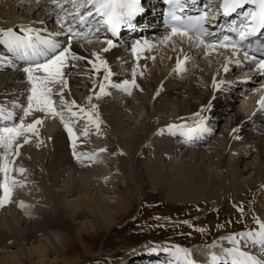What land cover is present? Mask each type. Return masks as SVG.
<instances>
[{
    "label": "bare ground",
    "instance_id": "1",
    "mask_svg": "<svg viewBox=\"0 0 264 264\" xmlns=\"http://www.w3.org/2000/svg\"><path fill=\"white\" fill-rule=\"evenodd\" d=\"M85 1H88V0H85ZM0 2H3L4 5H6V7L8 8L7 9L8 14L6 15H10V16H5L4 15L5 13H3L4 11L0 13V28L13 27L14 30H17V26L22 25L23 23H28V22L31 23L33 21H36L38 23L40 21H43L42 24L44 23L49 24L51 22V18L49 16V13L47 12L49 10H52V7L55 5L53 3V0H0ZM67 5H70V4L67 3ZM90 7H94V5ZM3 9L0 6V11ZM18 9H23L24 11L26 10L23 13V15H21V17L19 18L17 17V15H14L11 12L12 10L13 12L15 10L17 11ZM96 14H97L96 12H93V14H91L93 15V19L95 17L96 19H98ZM100 22H101V19H99L97 23H100ZM162 37H163L162 35H150L149 39H151L152 41L151 44L152 43L155 44L153 45L155 49H158L161 45H164L166 47L173 45L174 48L177 49L175 53H169L167 58L164 60V64L167 65V67H171L170 74H172L173 76L167 74L166 71L158 69L157 67L152 70L151 69L153 68L151 67L152 65L147 64L148 62L146 60L145 61L147 63L145 64V66L142 65L145 62L142 64L137 63V65H135L134 64L135 61H128L127 59L132 54H128L126 51L120 49L119 46H117L115 43H114V46L106 52L100 51L101 48L106 47L104 41L103 42H91V43L72 42V49L76 51L79 55L88 57L89 59H91V53L93 51L98 52L101 57L107 60L109 69L111 70L113 74L110 79L116 80V82L126 79L125 78L126 76L125 77H123L122 75H121L122 77L119 76L118 67H124L125 70H128V74L132 76L133 67L135 66L136 68L135 79L137 81H141V83L145 81L144 85L146 88H142V90L144 89V92H145L146 90L149 89V87H151L150 88L151 90L149 89V93H147L148 91H146L145 94L143 93L142 94L143 97L142 95L137 94L135 88L132 90V94L130 96L124 93L123 99L124 98L125 100L129 99V100H126V102L129 101V104L135 101L138 104L142 105L143 107L147 108L146 103H144L145 101L144 99H146L147 101H150L154 104L153 107L157 111L159 109L171 111L173 115H176L174 117L175 119L180 116L188 117L191 112H194L197 110L202 112L200 114L201 115L200 117H206L205 116L206 113L207 114L211 113L212 114L211 117L207 116V119L204 121V123L207 125L210 131H201L202 134L200 135H202L203 137H207V136L212 137L216 134L215 131L218 130L217 134L221 135L222 141H220V148L217 147V153H223L224 143L228 145L226 147L230 146L229 144H231L230 141L232 138L231 135L237 132L241 133L242 134L240 136L241 140L239 141L236 140L238 142H234L231 145L232 149L229 148V150L231 151L235 150L234 158H236V162L233 165L232 164L229 165L228 160L231 157H226L227 158L226 162H222L223 165L221 164V166L219 167L222 170V173L221 174L215 173L214 168L216 167L214 165L211 166L209 164L208 165L203 164L202 162L204 157L206 156L205 155L206 152L204 153V151L202 150L200 151V150H196L193 148H182L184 144L178 148L179 143H175V140L172 135H169L167 132L166 134L168 135H166L165 137L162 136L163 133L162 134L160 133V135L157 134V129H159L158 126L160 125L166 126L167 124H169L168 122H166V120L173 119L172 117L167 118L163 116L151 115L147 123L143 127L141 128L135 127L134 129H132L133 133H131L130 135L124 134L123 133L124 129H126L127 126L125 124L124 126L122 122L126 121L128 118L126 117V114H124L123 111H126V109L128 108L129 110L132 107L134 108V105H131V104L128 105V102L126 104L124 103L125 105H127V108L124 107L123 110L116 109L119 112L118 119L117 117L110 115L109 117L110 124L109 123L107 124H109V126L112 127V131L114 130L116 132L115 134L116 144L108 143L107 148L106 147L105 148L111 149V150H114V148L118 149V144H120V145L125 146L127 151H129L131 154H134L137 151L142 150V145L146 142L145 133H149L151 131L153 132V134L156 133V137H157L156 138L157 144H154V152H153V154L158 155V160L156 162L151 163L148 159L146 160H143L142 158L139 159L138 155H135L134 157H130L129 155H123L124 157L119 159V161H121L122 163L121 166L124 169L123 174L126 179H128L127 178L128 166L132 167L133 169L132 172H134V175L136 176V182L141 191L142 189L143 190L146 189V181L144 177L146 176V174L151 175V173L149 172L150 171L149 169L150 168L153 169V166H154L155 169L152 170V172L154 171L153 174L159 175V179L161 180L160 182L162 183L160 186V191H161V194L165 196L167 199H170L173 201H176V200L183 201V200H188L189 197H191L190 194L200 193L203 196L197 200L204 199L205 206L209 205V203L210 204L213 203V201L215 200H220L221 196H222L221 198H225L227 200L231 198V195L233 193L237 194L236 197H239L241 199H244L245 197L246 198L248 197L250 199V197L248 196L249 191H251L254 188V186L256 185L255 182L259 180L256 179L254 182H252L253 180L248 179L249 175L243 176L244 170L246 169H248V171L255 170L253 175L256 174V172L258 175H261V176L264 174V172H262L264 171V169L260 167L264 165V162L263 164L259 163L260 159L262 157L264 158V110H262L260 106L255 107L256 106L255 104L257 103V100L259 99L260 95L264 94V88L261 87L262 85H264V76H257V73L254 72L252 76H250L251 75L250 74L247 77H245V79L242 78V80L239 81L240 83L238 85L240 87H242V85L253 84L251 87L248 88L250 90V93L248 94V97L246 100L242 99V97H239L238 95L234 96L233 94L229 93L231 92L230 91L231 88L225 91L224 93L225 97H223L222 90H224L225 87L221 86L223 81L218 82L217 78L218 76H223V77L226 76L225 74L231 71L230 69H232L233 66L232 68L228 67L229 70L227 72L225 71L223 72L222 68H223V65H225L224 63H221V64L219 63L220 65L217 64L216 67L214 66L215 67L214 70L216 71L215 72L216 75L214 77H215L217 84L219 85V88H217L216 85L213 84V78H214L213 75L209 76L203 72H200V69H197V67H195L197 65H193V63L190 60L188 61V63H190L191 68L187 70L183 69L179 73V75H175L174 72L172 71L173 64H176L177 58L181 55L182 52H184V44L186 42H183L184 38L176 36V37L170 38V40L167 43L158 44V41ZM7 47L8 46L5 43L0 42V62H1V59L9 60V57H11V54H10L11 52L7 50ZM195 50L197 51V56L204 55V49L202 47H196ZM160 51L162 52L163 50H160ZM210 51L212 53H216L218 58L220 59L222 58L221 60L222 62H223V58L228 57L226 54L218 55L220 53L218 52L220 51L219 48L214 51L213 50H210ZM150 53H154V50H152ZM207 55H209V52ZM155 57L158 58L159 56L158 57L155 56ZM198 60L199 59H197V61ZM150 61L152 62V60ZM199 62H196V63H199ZM74 63L76 64V67H69L65 70L66 75H67L68 86L69 87H72V86L73 87H85V88L87 87V89H89L90 87L92 88L93 82H91V80L93 79V76L91 75V71H92L91 66L87 64L86 60L76 61ZM18 67L19 69H17L16 64L12 62L10 63V67H9L10 70L5 69L6 71L0 73V91L7 90L8 93H12L14 98L18 99L19 101L21 98H24L22 96L26 97L27 95L26 89L28 85L25 80L24 74L22 72V67L21 66H18ZM191 70H195V76H190ZM81 71H84L83 74L80 73ZM6 72L8 74H5ZM102 74L103 72L101 70L100 72L97 73L96 77L99 76L101 78ZM142 74H143V77H141ZM146 75H148L147 78L145 77ZM176 77L178 78L176 79ZM128 79L130 80L132 78L128 77ZM19 81H22V82H19ZM98 85H96L97 88H98ZM254 85L255 87H253ZM243 87H246V86H243ZM163 88H164L163 91H165L166 93L164 94L167 95L164 98L161 93ZM69 89L71 90L73 88H69ZM69 89L66 90L67 93H71L69 92ZM158 89L159 91H157ZM238 90L239 88L236 91L240 93V91ZM220 91H222L221 94L219 93ZM234 94L236 95V93ZM161 95L162 97H160ZM65 96L66 97L70 96L71 98L74 97L72 93L66 94ZM77 98H79L82 101V103H84L83 105L87 106L88 104L90 106L89 101L85 99L86 97L83 98L80 95ZM16 103L19 104L18 102ZM253 103H255L254 104L255 106H253ZM201 105L206 106L204 110H201ZM208 105H211L210 108L207 107ZM252 106L255 107L256 109L253 110ZM107 107L108 106H106L105 108ZM15 108H18V107H15ZM218 112L219 114H218V117L216 118L215 116H217ZM13 119L18 120L19 114L18 115L14 114ZM119 119H122V120L119 122ZM190 119L191 118H189V120ZM221 119L227 120L228 124L227 125L224 124L222 125V127L219 126V128H217L218 121ZM25 122L26 123L30 122V120L25 119ZM53 123L51 124L49 123L50 126L46 128L45 127L43 128L42 125L38 127L39 144H40L38 145L39 147H37L36 150L31 149V148L23 149L22 151H25V152H22V154L19 157H17V160L14 162V166L23 167L24 169H26L25 172L27 174L36 176L39 179H42L43 176L46 174L45 171L49 170L50 172L52 173L54 172L55 174H52L51 177H47V178H50L51 181H54L56 179L54 175L55 176L57 175L56 177L61 176L58 174L61 173L62 168L66 167L67 169H69V167L74 168L76 165H79V164H73L72 155L70 154L68 155L67 152L64 151V145L62 143V138L64 136L66 139L64 128L60 127V128L55 129L56 127L55 128L53 127L54 126L52 125ZM233 129H238V131L234 132ZM176 131L179 132L178 129ZM48 136L49 137L51 136V140H52L51 147H50L51 143L50 144L47 143L48 142L47 139H50L48 138ZM80 136L78 140L83 141V143L81 141L80 143H82L81 145L85 146V142H86L85 140H87L88 142V139L84 138L82 135ZM234 137L235 136H233V138ZM170 138H172L173 140H171ZM233 138L232 140H235V138L234 139ZM18 141L23 142V138L17 137V140L15 142H18ZM27 142H23V143L27 144ZM217 142L218 141L216 140L215 143ZM203 144L207 145V143L206 142L204 143V141H203ZM204 145H201V146H204ZM86 146H88V143ZM208 147H211L213 150V148L215 147V144H214V147H212V145L209 143ZM162 148H163V152L161 153L160 149ZM96 149L97 148L92 147L91 150L92 152H94ZM120 149L124 150L122 148ZM20 150L21 148H19V151ZM42 150L44 152L46 150L45 153H48L44 164H42L43 161L41 158V154L43 153ZM212 150L207 151L208 153H210L209 157H211L213 155L212 153L216 151V150L215 151H212ZM3 152H4V149L0 147V154H2ZM148 152L149 150L145 151L144 154H147ZM168 152H170L169 155L171 157L173 156V154L175 156L178 155L179 160L170 159L168 155L166 156ZM252 152H254V156H256V158L254 157L255 161H252V160L250 162L244 161L247 155L251 154ZM224 155L225 154L223 153V156ZM143 156H146V155H143ZM163 156H165V158H163ZM214 156H219V155L216 154V155H213V157ZM99 158L97 157L96 159H99ZM74 160L77 162L76 159ZM196 160L200 162H197ZM242 161L245 163L242 164ZM9 163H13V161L9 160ZM88 164L90 165V162H87L86 165ZM238 166L241 167L242 169L239 168ZM167 167L169 168L166 169ZM75 182L76 181H74L73 183ZM78 183H79V188L83 189L82 187H84L85 181L81 180V182H78ZM76 184L77 183H75V185ZM120 184L121 183H118V196L116 197V199L113 200V202L112 201L105 202L102 200H98V201L96 200L95 203L83 201L81 205L79 203L74 205L73 210L75 213V218L81 220V225L78 226L76 230H77V233L80 235V242L83 246H85V244L82 241L83 240L82 238L84 237L82 230L84 227L87 228V224L83 222L85 218L89 219L90 227L94 229L96 234L104 230H108V228L111 226V223L115 222L117 217L125 215L126 213L129 212L130 208L132 207L135 196H137V199H138L142 195V192H139L136 195L134 194V191H135L134 185L130 181L128 182L125 181L124 185H120ZM240 190L242 191V193H240ZM19 193L21 194V192ZM12 194L14 195V193ZM240 194L241 196H238ZM23 196H27V194L26 195L23 194ZM251 200L254 202L253 204L254 212L253 213L256 216H258L257 218L259 220L264 221V196H260V197L257 196V198H255V201L252 198ZM220 202L221 201H219L218 203ZM36 208L37 209L29 208L28 211L31 214L26 215V217H24L23 220L17 219L16 223L14 224L9 222L10 219L7 217L8 220H7L6 225L10 226L11 230L9 231V229L5 230L3 228H0V248L7 247L6 244L9 241H13L15 245L19 247V249L18 251H14L12 253L0 252V264H27L26 262H28L29 264H46L45 258L49 256L50 253L51 254L55 253L56 250H57L56 253H58L61 259L55 260L53 263L55 264H74L75 259L67 256V246H69L67 244L68 236L66 237V235L64 234V231H69L70 224L66 220V218H64L63 216L62 210H64L65 208L62 207L61 203H58V204L53 203L52 206L44 205V203H42V204H39ZM22 212H25V209L20 208L19 213H22ZM258 230H259V226H258V229L255 231L258 232ZM248 232H252V231H248ZM39 235H43L40 242L34 245H29L27 247H24V243L25 244H27L28 242L35 243V241L38 240L37 237ZM57 243L60 244V247H57ZM257 243H260V245H257ZM222 247H223V250L220 251L219 257H221L222 259H227L228 256H237L239 260L241 261V263L247 262L248 256H251L253 258H258L263 255L262 253H264V250H263L264 241H260V239L256 237L254 239H252V237H248L240 242L238 241L230 242L229 241L227 244L225 243V245H223ZM155 249L159 250L157 248ZM225 249H231V252H227L225 251ZM145 251L146 250L144 251L139 250L136 253H143ZM160 253H169L168 256H173L174 259H179L178 257L172 255L168 251H160ZM214 255L218 257L216 254ZM136 259L139 260L140 259L139 256ZM192 260L197 263L199 262L204 263L201 260L200 261L196 259H192ZM204 261L209 263V256ZM181 263L184 264V261H181ZM127 264H129V261H127Z\"/></svg>",
    "mask_w": 264,
    "mask_h": 264
},
{
    "label": "rangeland",
    "instance_id": "2",
    "mask_svg": "<svg viewBox=\"0 0 264 264\" xmlns=\"http://www.w3.org/2000/svg\"><path fill=\"white\" fill-rule=\"evenodd\" d=\"M0 6L2 9L4 8L3 10L0 11V13L4 11L3 13H5L4 14L5 16H10V15H6L8 14L7 13L8 8L6 7V5H4L3 2H0ZM25 11L23 9H18L17 11L16 10L14 11L15 13L13 12V10L11 12L14 15H17V17L19 18L21 17V15H23ZM33 22H36V21H33ZM163 47L164 46L162 45L159 48V52L157 55V57L159 56L158 58L155 59L151 55H145L144 57L139 58V60L137 59L138 64H142L145 62L144 64H142L143 66H145V64L148 62L147 64L152 65L151 66L153 67L151 68L152 70L157 67L158 69L166 71L167 74L173 76L172 74H170L171 67H167V65L164 64V60L167 58L169 53L176 52L175 48L173 47L174 49L172 48L167 49ZM160 50H163L162 52L164 54ZM188 55L189 56L187 58L189 59V57H191V49L189 50ZM150 60H152V62ZM195 62H199V61H195ZM219 63H222V61L218 57L217 59H214V60L213 59H201L199 63H196L197 66L195 67H197V69H200V72H203L209 76L213 75L214 77L216 75L215 73L216 71L214 69ZM134 64L137 65V63H134ZM184 66L187 69H189V66L187 64H185ZM83 72L84 71H81L80 73L83 74ZM118 73H119V76L121 75L123 77L126 76L125 77L126 79H128V77L133 78L131 75L128 74V70H125L124 67H118ZM5 74H8V73L6 72ZM245 74H247V72H244L243 74L239 72H233V76L237 79L240 77H243ZM225 75L226 76L224 77L218 76L217 79L220 80L219 78H224V79L226 78V80H231V75L229 74H225ZM147 76L148 75H146L145 77L147 78ZM190 76H195V70L190 71ZM141 77H143V74L141 75ZM177 78L178 77H176V79ZM93 80H95L96 85H98L100 77L99 76H97L96 78L93 77L91 82H93ZM112 81L116 82V80H112ZM19 82H22V81H19ZM136 83L139 85V89H136V92L138 95H142L143 93L145 94L146 91H148L147 93H149V89L151 87H149V89L146 90L145 92H144V89L142 90V88H146L144 85L145 81L141 83V81L136 80ZM55 86H54L55 90L59 91L61 85L57 84ZM68 87L67 89L65 88L62 93V95H64L65 97V101H68L70 98L69 101L75 100L77 102V105H83L84 103H82V101L77 97L81 95L83 98H85L91 95V101L88 100L90 103V106L91 104L96 103L97 109L99 110L98 112L99 119H102L100 120L102 121V123H100L99 125V131L103 133V135H100L96 131V129L92 127V125L87 120H85L82 116H78L79 118L77 117L71 118L70 116H66V119L74 120V122L70 126L73 128L74 133H76V136L74 138L75 149L77 148L76 151L81 152V153L92 152L91 150L92 147L97 148V149L99 148L106 149L108 143L116 144L115 143L116 132L114 130L112 131V127L109 126L110 124L109 117L110 115H113L114 117H117L118 119L119 112L116 109L123 110L124 107L127 108V105H125L127 102H128V105L130 104L134 105V108L132 107L130 108V110L128 108L126 109V111H123L124 114H126V117L128 118L126 121L122 122L123 125L125 124L127 126L123 132L126 135H130L131 133H133L132 129H134L135 127H140V128L143 127L147 123L151 115L163 116L167 118L172 117L173 119H168L166 120V122L173 123L176 125L177 124L179 125L181 123H186L189 127H191V126H196V121L199 118L198 116H194L193 113H199V114L202 113L199 110H197V111L191 112L188 117L180 116L175 119L174 117L176 115H173L171 111L161 110V109L157 111L153 107L154 104L150 101H147L146 99H144L145 100L144 103H146L147 108L143 107L142 105L138 104L135 101L132 102L133 104L132 103L129 104V101L126 102V100H129V99H126V100L125 98L123 99L124 93L115 88L109 87L108 92L110 94L102 96L99 99H97L93 94L90 93L89 89H92L91 87L87 89V87L85 88V87H73L72 86V87H69V88H73L71 90ZM253 87H255V85ZM68 89H69V92H71L74 95V97L71 98L70 96L68 97L65 96L66 94H71V93L66 92V90ZM95 90L96 89H93V92ZM163 90L164 88L162 89L161 93L164 98L167 95H165L166 93ZM247 91H245V93L242 95V99L244 100L247 99L248 94L250 93L249 89ZM162 95L160 97H162ZM22 97L24 98H21L18 101V99L14 98L13 94L8 93L7 90L0 91V108L2 107V109L12 110V105L14 104V102H18L20 105H25L26 97L25 96H22ZM121 99L123 100V102ZM55 102L57 106L59 107L60 106L59 97L55 98ZM254 104L255 103H253V106L256 105L255 107L259 106L257 105V103L255 105ZM83 106L86 109L91 108L88 104L87 106L85 105ZM106 106L108 107L105 108ZM253 106H252V109H256ZM101 107L102 108L104 107L103 110ZM76 110H78V108ZM16 112H18L20 116L22 114V107L19 108ZM206 114L205 116L212 115L211 113H208L207 115ZM38 115L42 117V122H43L40 125H38V127L42 125L43 128L44 127L46 128L50 126V124L53 122L54 123L52 125H54L53 126L54 128L56 127L55 129L63 127V125L60 123L59 118L57 117L48 118L43 113H39V112H33L31 116L25 117V119L26 120L29 119L31 121L32 119L36 118V116ZM215 117L217 118L218 116H215ZM189 118L191 119L189 120ZM121 120L122 119H119V122ZM224 124L227 125L228 121L224 119L219 120L217 124V128H219V126L222 127V125ZM158 128L163 129L164 132L163 131L161 132V134L163 133L162 134L163 137L168 135L166 134V132L167 133L172 132V131L167 130L165 126L163 125L158 126ZM179 129L182 130L181 128ZM82 131L85 133L82 136L88 139V142L87 140H85L86 141L85 146L88 143V146L86 147L84 145H81L83 141L80 140L82 142L80 143V141L78 140L80 133ZM217 131L218 130L215 131L216 134H217ZM64 133L66 135V139H65V136L62 138V143L64 145V151L67 152L68 155L69 154L72 155L73 148L70 147L69 145L67 133L65 131ZM237 133H234L236 135L234 134L231 135L232 138L233 136L240 137L242 135L241 133H238V134ZM216 134L212 137H209V140L207 137V140H206L207 145L201 144L204 146L198 145V146H193L189 148H193V149L200 150V151L202 150L204 151V153L206 152L205 155L208 157L206 156H205L206 158L204 157L202 161L203 164H207V165L209 164L211 166L214 165L216 167L214 168L215 173L221 174L222 170L219 167L221 166V164L223 165L222 162H226V159H227L226 157H231L228 160L229 165L231 164L233 165L236 162V158H234L235 150L231 151L229 150V148L232 149L231 145L234 142H238L239 140H241V138L236 139L234 137L235 140H232L231 138V141H230L231 144H229L230 145L229 147H226L228 145L224 143L223 153L225 155L223 156V153H217V147L220 148V141H222V137L221 135L219 134L216 135ZM48 138L50 139H47L48 141L47 143L49 144L51 143L50 144V147H51L52 145L51 136L50 137L48 136ZM156 138H157L156 133L153 134V132L151 131L149 133H145L146 142L142 145V150L137 151L134 154H131L129 151H127L125 146L118 144L119 151H117V148L116 149L114 148V150L106 149V151L102 153H97V157L98 158L100 157L99 159H96L95 161H91V162L88 160L86 161L82 160L81 162H76L72 155L73 164H79V165H76L74 168L69 167V169H67L66 167L62 168L61 173L58 174L61 176L56 177L57 175L56 176L54 175V177L56 178L54 181H51L50 178H47V177H51L52 174H55L54 172L52 173L49 170L45 171L46 174L43 176L42 179H39L36 176H33L31 174H27L26 172L23 174L17 175V179L23 181L24 186L15 187L12 191L14 195L12 194L10 202L3 206H0V228H3L5 230L9 229V231L11 230L10 226L6 225L7 220H8L7 217L10 219L9 222H11L12 224L16 223L17 219L23 220L24 217H26L25 212L19 213V210L21 207L17 206V201H22L26 205H30L31 209H37L36 207L42 203L48 206H52L53 203H56V204L61 203L62 207L65 208L64 210H62L63 216L64 218H66V220L70 224L69 231H64V234L66 235V237L68 236L67 244L69 246H67V256L75 259L74 264H118L121 262L127 264V261H125L124 258H127V256H132L136 254V252L139 250H143V251L147 250V248H150V247L157 248L161 251L162 250L168 251L174 256L179 255L183 257L182 253L181 254L175 253V249H174L175 245H180L183 248L189 249L190 259L204 261L209 256V253L216 254L219 257L220 251L223 250L222 246L225 245V243L227 244L229 242L227 239H221V237H226L232 233H236L237 234L236 237L239 238L240 236L239 233H241V231L243 232L250 231L254 227L258 226V224L255 223V219H258L257 218L258 216H256L253 213L254 212L253 210L254 202L251 200V198L254 199L255 201V198H257V196L259 197L264 196V174L261 176V175H258L256 172V174L253 175L255 170H249L250 171L249 173L248 169H246L244 170V173H243V176L249 175L248 179L253 180L252 182H254L256 179L259 180L255 182L256 185L254 186V188L251 191H249L248 196L250 197V199L248 197L241 199L239 197H236L237 194L233 193L231 195V198L226 200L225 198H221L222 197L221 196L220 200H215L213 201V203L211 204L209 203V205L207 206L204 205V199L197 200L203 196L200 193L190 194L191 197H189L188 200H183V201L181 200L173 201L163 196L160 191V186L162 183L160 182L161 180L159 179V175L153 174L154 171L152 172V170L155 169L154 166H153V169L152 168L149 169L150 170L149 172L151 173V175L146 174V176L144 177L146 181V189L144 190L142 189V191L139 189V186L136 182V176L134 175V172H132L133 169L131 166H128V171H127L128 179H126L123 174L124 169L121 166L122 163L121 161H119V159L124 157L123 155H129L130 157H134L135 155H138L139 159L141 158L143 160L148 159L151 163L156 162L158 160V155L153 154L154 144H157ZM213 140L215 141L217 140L218 142L215 143V141ZM18 142H20L21 150L19 151V155L16 156L15 161L17 160V157H19L22 154V152H25V151H22L23 149L31 148V149L36 150L37 147H39L38 145H40V144H37L36 136L34 134H31L29 136V141L27 142V144H24L22 141H18ZM209 143L212 145V147H214V144H215V147L213 148V150L211 147H208ZM120 148L124 150H121ZM226 148L228 149V151ZM148 150L149 152L147 154H144L145 151H148ZM210 150L212 151L216 150L215 152L219 156H214L215 157L214 158L213 155H216L214 152L212 153L213 155L209 157L210 153H208L207 151H210ZM160 151L162 153L163 148L160 149ZM45 152L43 151V153L41 154V158L43 161L42 164L45 163V160L48 155V153H45ZM113 153H116V154L113 155ZM169 154L170 152H168L166 156L168 155L170 159L179 160L178 155L175 156L173 154V156L171 157ZM143 155H146V156H143ZM254 157L256 158V156H254V152H252L251 154L247 155L244 161H248V162H250L251 160L255 161ZM163 158H165V156H163ZM261 159L259 163L263 164L264 158L262 157ZM196 161L200 162L198 160ZM14 162L12 164H14ZM87 162H90V165L89 164L86 165ZM244 163L245 162L242 161V164ZM260 167L264 169V165ZM168 168L169 167H167L166 169ZM14 175L16 174L14 173ZM81 180L85 181V185L84 187H82L83 189L79 188L78 182H81ZM74 181H76L75 182L77 183L76 185L75 183H73ZM125 181L127 182L130 181L131 183H133L135 195L139 192H142V195L138 199H137V196H135V199L133 201L132 207L130 208L129 212L126 213L125 215L117 217L116 221L111 223V226L108 228V230H104L96 234L94 229L90 227L89 219L85 218L83 222L87 224V228L84 227L82 230L84 234L82 241L85 244V246H83L80 242V235L77 233V230H76L77 227L81 225V220L75 218V213L73 210L74 205L78 203L81 205L83 201H88L91 203L93 202L95 203L96 200L97 201L102 200L105 202L106 201L113 202V200L116 199V197L118 196V183H121L120 185H124ZM19 192H21L22 195ZM240 193H242L241 190H240ZM23 194L25 195L27 194V196H23ZM238 196H241V194ZM219 201L221 202L218 203ZM234 205H241L243 207V218L242 219H241V212L238 211L237 208L234 207ZM218 225H222V227H218ZM42 237L43 235H39L37 237L39 241L37 240L35 241V243H30V242H28L27 244L24 243V247L37 244L38 242L41 241ZM213 241H215V245H213ZM236 241H239V240H236ZM6 245L7 247L0 248V252L12 253L14 251H18L19 249V247L16 246L13 241H9ZM57 247H60L59 243H57ZM55 253H52V254L50 253V255L45 258L46 264H55L53 263L55 260L61 259L58 253H56L57 255ZM130 262L131 261H129V264ZM26 263L29 264L28 262ZM151 264H171V263L168 261H154Z\"/></svg>",
    "mask_w": 264,
    "mask_h": 264
},
{
    "label": "snow or ice",
    "instance_id": "3",
    "mask_svg": "<svg viewBox=\"0 0 264 264\" xmlns=\"http://www.w3.org/2000/svg\"><path fill=\"white\" fill-rule=\"evenodd\" d=\"M244 0H222L220 7L225 14L230 11H235L240 7ZM56 3V0H53ZM164 3L170 6V11L166 10V17H170L166 20L168 30L166 34L158 41V44L167 43L170 38L179 36L184 38L185 41H192L196 47H202L204 54L207 55L209 50H216L223 48L231 51V61L236 66H241L242 61L237 59V55L241 50V46L238 42L231 40L228 36H224L221 39H207L206 32L203 27L206 20V13L201 12L194 18H184L176 14V10L184 6L183 0H164ZM89 5L94 4V11L100 15L102 22L107 26L108 30L113 36L117 35L118 26L125 20H131L137 13L142 12L143 9L140 6V0H88ZM58 6V5H57ZM83 19V16H81ZM249 24L246 28L250 32L258 22L264 26V0H258V10L247 14ZM56 24L62 31L49 32L48 36H41L40 31H48L47 29H37L31 25L17 26V30L13 27L0 28V42L5 43L12 51H14L18 58L26 61L22 72L27 82V95L26 104L20 105L14 102V107H22V114L18 120H14V113L9 112L7 118L12 123L7 126L0 127V147L4 149V152L0 154V206H3L10 202L12 197V191L15 187H23V181L17 179V175L25 173L26 169L21 166H14L9 163V160L15 161L16 156L19 155L20 142H15L17 137H22L23 142H27L29 136L34 134L36 136L37 144H39V129L38 125L42 123V117L36 116L30 122H25V117L31 116L33 112L43 113L48 118L57 117L60 123L63 125L65 132L67 133L69 145L73 148V158L77 162L82 160L95 161L97 153L106 151L104 148L96 149L92 153H81L75 150V136L73 128L70 126L74 120L66 119V116L76 118L82 116L87 120L96 131L103 135L99 131V125L102 123L99 119V113L96 104H91L90 109H86L83 105H77L75 100L65 101L64 95H62L65 88H67V75L65 70L69 67H76L74 62L87 61V64L91 66V75L96 77L97 73L102 70L103 74L99 80L98 88L96 81L93 80L92 89H89L97 99L102 96L109 95L108 88H115L122 91L127 95L132 94V90L139 89V85L136 83V68L133 67L132 79H125L119 82H114L110 78L113 75L109 69L107 60L100 56L96 51L91 53V59L88 57L79 55L72 49V41L74 39H90L91 37L87 33H81L75 29L66 27L64 21L58 15L55 18ZM39 23H43L40 21ZM65 36L67 43H61L54 37ZM247 33L241 31L239 37L241 40L245 38ZM147 43V42H146ZM106 47L100 49L101 52H106L114 46L112 39H105ZM140 47V42L137 41L132 45L133 57L137 58V49ZM149 47L151 45L149 44ZM264 47V46H262ZM142 51V48H141ZM245 60L251 65V70L258 72L264 76V52L261 56L244 54ZM187 57H178L176 60L174 71L179 74L183 70V65L187 61ZM223 67V71L227 72L228 60ZM61 85L59 91H56L54 86ZM213 84L219 88L215 78H213ZM264 88V85L261 86ZM93 89H96L93 92ZM159 91V89L157 90ZM59 97L58 107L55 98ZM85 99L91 101V95ZM257 104L262 110H264V94H261L257 100ZM211 105L207 107L210 108ZM206 106L201 105V110H204ZM78 108V111L76 110ZM95 114V115H93ZM194 116L200 117L199 113H193ZM207 117H200L196 121L195 127H189L186 123L176 125L169 123L165 128L169 131H175L178 128L184 129L186 134L190 135L198 131H210L204 121ZM163 129H157V134H160ZM238 131V129H233ZM81 132L80 135H84ZM240 139L239 136L235 137ZM15 142V143H14ZM119 151V149H117ZM116 153H113L115 155ZM123 154V153H121ZM14 173L16 175H14ZM17 206L25 209V214L30 215L28 209L30 205H26L22 201H17ZM238 211L241 212V219L243 218V207L241 205H234ZM187 223V222H185ZM255 223L259 225L258 232H255V237L264 241V221L255 219ZM222 227V225H218ZM202 230V229H201ZM236 233H232L221 239H227L228 241H234L236 239ZM241 236H253V232H241ZM215 245V241H213ZM176 254H183L184 264H195L190 257L189 249L183 248L180 245L174 246ZM167 250V249H166ZM227 252H231V249H225ZM243 255V254H241ZM217 257L209 253L210 264H215ZM247 264H261L260 261L254 259L251 256L247 257Z\"/></svg>",
    "mask_w": 264,
    "mask_h": 264
}]
</instances>
